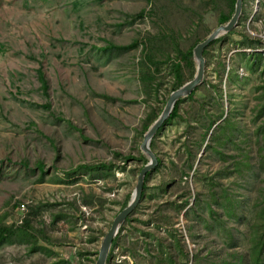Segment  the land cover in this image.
<instances>
[{"label": "rangeland", "instance_id": "374dc122", "mask_svg": "<svg viewBox=\"0 0 264 264\" xmlns=\"http://www.w3.org/2000/svg\"><path fill=\"white\" fill-rule=\"evenodd\" d=\"M235 1L0 0V264L96 263ZM202 55L105 264H264V0Z\"/></svg>", "mask_w": 264, "mask_h": 264}, {"label": "water", "instance_id": "95a60500", "mask_svg": "<svg viewBox=\"0 0 264 264\" xmlns=\"http://www.w3.org/2000/svg\"><path fill=\"white\" fill-rule=\"evenodd\" d=\"M242 2L243 0H236L234 5V12L231 18L225 24L216 27L204 40L194 46L193 55L197 63V70L194 77L190 81L184 83L179 88L175 89L170 93L161 113L149 126L146 133L144 134L140 148L142 152H144L148 156L149 160L138 173L136 186L134 188L130 201L115 216L109 230L103 237L95 264L106 263L107 254L114 236L118 232L120 225L135 208L141 197L145 175L150 172L158 162L157 157L155 156L150 147V141L152 137L157 132V130L163 125V123L168 119L175 102L179 98L189 95L195 89V87L202 82L205 66V59L202 55V52L214 39H216L221 34L231 31L233 27L237 24L239 15L241 13Z\"/></svg>", "mask_w": 264, "mask_h": 264}, {"label": "trees", "instance_id": "16d2710c", "mask_svg": "<svg viewBox=\"0 0 264 264\" xmlns=\"http://www.w3.org/2000/svg\"><path fill=\"white\" fill-rule=\"evenodd\" d=\"M232 2H234V0H232ZM226 20H227V17H223V18H221L220 23H223V22H225ZM254 40L258 41L259 39H254ZM134 45H135V43L133 42V43H131V44H129V45H125V46H126V47H132V46H134ZM193 47H194V45H192V46L188 49L187 53L191 54V53H192V48H193ZM101 48L107 49L108 47L105 46V47H101ZM178 65H179L178 63H175V64L173 65V72H175V71L178 70ZM40 77L43 79V77H42V73H40ZM43 80H44V79H43ZM179 102H180V99H178V100L175 102L174 107H173V109H172V111H171V113H170L168 119H167L164 123L169 122L170 120H172L173 118H175V117L178 116V104H179ZM48 106H49V105H46V108H49ZM158 114H159V113L154 114L155 116H153V117L149 120L148 124H146V126H145L146 129H147L149 123H151L153 120L156 119L155 117L158 116ZM68 122H69V121H68ZM69 124H71V123L69 122ZM81 135H82V134H81ZM148 174H149V172L145 175V178L147 177ZM8 234H9L8 230H6V229L0 230V239H3V238H5L6 236H9Z\"/></svg>", "mask_w": 264, "mask_h": 264}]
</instances>
